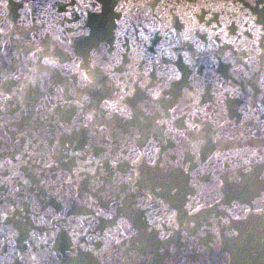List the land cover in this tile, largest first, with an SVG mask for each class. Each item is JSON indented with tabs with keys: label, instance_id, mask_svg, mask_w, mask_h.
Listing matches in <instances>:
<instances>
[{
	"label": "water",
	"instance_id": "water-1",
	"mask_svg": "<svg viewBox=\"0 0 264 264\" xmlns=\"http://www.w3.org/2000/svg\"><path fill=\"white\" fill-rule=\"evenodd\" d=\"M115 2L124 4L123 12L113 13V20L118 15L121 23L111 29L94 58L103 88L91 92L92 102L87 107L97 111L96 129H78L71 136H60L63 131L60 125L74 110L66 102L68 94L90 91L78 88V72L84 69L75 66L81 60L77 42L83 39L72 31L83 15L82 11H76L80 0H0V204L16 208L8 226L0 225V264H65L68 259L70 245L65 232L58 233L55 241L49 240L47 245H42L39 239H30L33 232L43 235L45 231L38 221H32L31 200H37L45 208L55 205L57 200L37 188L35 181L28 189L30 199L15 192L21 176L28 178L38 168L31 161L28 162L31 168L22 164L26 156L16 159L26 148L29 152L40 151L50 138L59 137L65 144H75L77 151L81 146L87 149L89 158L98 159L100 145L124 146L128 132L133 131L139 140L132 141L131 146L147 154L141 164L142 171L151 168L149 157L151 160L159 157L162 162L165 158L171 160L179 147L174 139L149 134L145 140L144 130L137 126L136 119L126 121L115 116L108 119L100 115L99 108L104 100L123 96L125 91L140 95L133 83L137 75L146 74L145 81H158L160 74L170 67L180 71L182 79L177 83L183 88L199 84V116L205 142L196 158L199 174L189 177L186 196L202 207L195 220L183 219L197 223L204 235L195 242L185 243L182 234H174L167 247H174L175 253L159 252L155 240L161 231L167 230L166 209L158 203L160 197L155 196L150 202L152 206L144 207L139 213L141 218L150 214L156 221L154 227L149 225L153 229L148 234L153 241L151 251L143 250V256L137 260L139 264H260L264 214L257 213L256 208L264 204V181L260 180L264 175V161H261L264 157V26L258 21L264 15L261 7L264 0ZM186 28L192 29V38L205 51L194 57L190 65L184 64L182 55L171 64L166 63L168 53L176 55L178 49L171 45ZM55 36L64 44L55 41ZM187 47L185 44L184 50ZM37 48L55 51L63 67L46 70L37 59L40 55ZM106 68L111 71L104 75ZM57 89L63 91L58 93ZM133 99L134 96L126 97L124 106L131 109ZM184 102L182 95L176 97V104L187 112ZM176 115L185 119L180 111ZM99 128H103V133ZM57 163L55 174L47 173L46 179L51 184H58L70 175V167L75 170L83 161L58 152ZM90 183L82 174L74 191ZM237 216L240 218L236 219ZM109 228L114 234L123 231L119 216L111 222L95 224L97 232ZM237 230L239 238L231 236ZM137 243L136 237L125 240L124 246H116L117 250L102 264H124L125 246L134 251ZM49 250L54 254L49 255ZM250 250L256 254L251 255ZM31 256L37 260L32 261Z\"/></svg>",
	"mask_w": 264,
	"mask_h": 264
},
{
	"label": "snow or ice",
	"instance_id": "snow-or-ice-1",
	"mask_svg": "<svg viewBox=\"0 0 264 264\" xmlns=\"http://www.w3.org/2000/svg\"><path fill=\"white\" fill-rule=\"evenodd\" d=\"M261 7L264 8V3H261ZM123 10L124 4H117L115 0H80L77 5L76 11H82L83 15L80 23H77L72 31L73 35H79L83 39L77 42L79 49L77 55L81 60L80 64L75 66L78 69L83 66L84 69L78 72V88L90 91L89 94H84L82 91L79 94L75 91L68 94L66 102L74 110L69 114L66 122L60 125L63 129L60 136H71L78 129H96L97 111L87 107L92 102L91 92L103 88V85L99 83L101 74L95 70L99 66L94 58L96 53L101 51V42L111 34V29L121 23L118 15L113 20V13L119 14ZM258 23L264 26V15ZM191 32V28H186L179 33L176 43L171 45L178 51L176 55L168 53L166 63L171 64L174 59L182 55L184 64L190 65L194 57L205 51L203 46L196 44ZM53 39L61 45L64 44L59 36ZM65 39L69 44L72 43L70 39ZM185 44L188 45L187 50H184ZM36 51L40 53L37 59L46 70L63 67L58 62L55 51H46L42 48H37ZM109 71L111 69L106 68L103 74L107 75ZM144 75H137L136 80L133 81L136 88L141 91L140 95L137 96L135 91H125L124 95L118 98L109 97L99 105L100 115L107 116L108 119L114 116L126 121L136 119L137 126L144 130L145 140L149 134L153 137L159 135L174 139L179 147L171 160L165 158L162 162L159 157L155 160L149 157L151 168L142 171L141 164L145 162L144 157L147 154L137 152L131 146L132 141L139 140L133 131L128 132V139L123 141L124 146L100 145L98 159L89 158L90 153L87 149L81 146V150L77 151L75 144L71 142L65 144L59 137L50 138L48 144L40 151L29 152L26 148L20 156L16 157L19 161L21 156H26L22 164L31 168L28 164L31 161L38 165V168L32 170L28 178H23L19 172L14 173L16 176H21L18 181L20 186L15 189V192L21 194L24 199H30L31 193L28 189L35 181L37 188L47 191L50 198L57 200L55 205L47 208L40 205L37 200H31L32 221H38L44 226L45 231L43 235L33 232L30 239L33 241L39 239L42 245H47L49 240L55 241L58 233L65 232L69 236L70 245L65 264H102L111 252L117 250L116 246H124V241L131 237H136L138 243L134 251L128 250L125 246L127 256L124 258V264H139L137 257L143 256V250L151 251L153 241L148 234L152 233L153 229L149 225L153 227L156 225V221L150 214L146 218H141L139 213L144 207L152 206L150 202L155 196L160 197L158 203L166 209L164 224L167 230L161 231L155 240L159 252L175 253L174 247L171 249L167 247L169 238L174 234H182L185 243L189 240L195 242L199 236L204 235L203 230L198 229L197 223H187L183 219L192 217L195 220L202 207L198 201H192L186 196L189 177L199 174V169L195 167L196 158L205 142L199 116L201 111L198 99L199 84L183 88L177 83L182 77L175 67L162 72L158 81H145ZM127 88L128 84H125V89ZM62 91L63 89H57L58 93ZM181 95L185 98L184 107L189 109L187 112L176 104V97ZM133 96L135 99L131 101V109H129L124 106L125 98ZM109 100L112 102L109 103ZM178 111L185 119L178 118L176 115ZM98 131L103 133L104 130L99 128ZM95 134L96 132L93 131L92 135ZM53 139L57 142L53 143ZM58 152L81 160L83 163L75 170L70 167V175L60 180L58 184H51L46 177L48 172L55 174L54 170L59 167ZM186 155L187 159H185ZM261 161H264V157H261ZM82 174L91 180V183L74 191V185ZM260 180L264 181V175L260 176ZM191 186L195 187V184ZM15 212V207L9 208L7 204H0V225L7 227ZM256 212L264 214V204L258 206ZM117 216L120 217L122 232L114 234L110 228L106 232L96 231V223L111 222ZM231 236L239 238L240 232L234 231ZM32 246L35 247L34 244ZM193 247L196 245L194 244ZM196 250L204 251L203 248ZM53 254L49 250V255ZM250 254L254 256L256 253L250 250ZM261 257L260 264H264V239L261 241ZM30 259L36 261L37 257L31 256Z\"/></svg>",
	"mask_w": 264,
	"mask_h": 264
}]
</instances>
